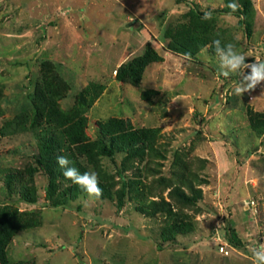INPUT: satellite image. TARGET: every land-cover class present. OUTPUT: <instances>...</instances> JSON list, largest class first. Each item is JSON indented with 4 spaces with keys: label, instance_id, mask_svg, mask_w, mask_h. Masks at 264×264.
Listing matches in <instances>:
<instances>
[{
    "label": "rangeland",
    "instance_id": "rangeland-1",
    "mask_svg": "<svg viewBox=\"0 0 264 264\" xmlns=\"http://www.w3.org/2000/svg\"><path fill=\"white\" fill-rule=\"evenodd\" d=\"M243 1L0 0V127L18 117L29 124L0 135V238L9 262L254 264L251 249L264 245V131L254 127L264 115V82L235 95L241 77L219 73L212 42L234 44L246 63L264 61V0H251L249 38L232 13L204 19L192 12ZM182 40H190L193 56L169 50ZM147 43L162 60L145 67L138 85L118 79V68ZM48 82L65 112L93 99L83 111L88 141L98 137V121L112 118L153 130L151 148L139 155L77 156L108 183L112 198L81 193L54 206L70 184L61 177L47 197L33 132L45 123L33 128L31 120ZM31 167L37 170L30 177ZM7 172L18 174L12 193ZM24 185L34 189L35 202L19 198ZM178 191L194 200H181ZM152 200L167 207L138 209ZM168 209L193 227L173 242L160 236ZM226 226L239 245L226 237Z\"/></svg>",
    "mask_w": 264,
    "mask_h": 264
},
{
    "label": "trees",
    "instance_id": "trees-1",
    "mask_svg": "<svg viewBox=\"0 0 264 264\" xmlns=\"http://www.w3.org/2000/svg\"><path fill=\"white\" fill-rule=\"evenodd\" d=\"M251 8V0H244L242 7L233 12L228 4L222 9H212L211 13H232L239 17V24L244 28L246 37L251 35L249 12ZM192 12L198 17L204 16L206 12L199 11L194 7ZM194 38H191V40ZM204 41H200L198 45ZM172 53L182 54L186 57H191L194 54L193 45L190 40H182L181 42L168 45ZM162 60V57L147 43L141 54L136 55L124 62L117 70L116 76L122 81H129L133 85H138L141 80L142 72L145 67L154 61ZM53 86V85H52ZM51 86L50 82L45 89H41L35 96L33 105V118L31 125L44 122L41 128L34 129V135L39 142V156L36 158V163L39 168L44 170L48 175L46 186L47 197H53L55 191L56 179L61 177L63 169L59 168L56 163V157L63 155L71 162L70 166H74L81 173L88 171L77 159L78 155H87L90 158L95 154L111 156L116 152H125L127 155H139L145 148H151V140L154 136L153 130L145 128L134 129L129 123L121 119H109L107 121H98L97 126L99 135L94 141H88L85 135L86 118L83 111L90 106V103L83 99V107H78L73 111L65 112L56 103V95L59 94ZM21 117V116H20ZM40 125V124H39ZM254 127L260 132L264 131V115L261 120L254 124ZM29 128L26 117L15 118L5 122L0 127V135H6L17 131ZM35 167L30 168L29 175L32 176ZM19 173V172H18ZM18 174L14 172L5 173V182L9 186V191L13 192L12 182L17 178ZM100 178V177H99ZM67 179V178H65ZM69 180V179H67ZM70 184L63 188L60 197L53 201L54 206L63 205L66 202L67 196L71 199L78 194L86 193L79 185L74 184L71 180ZM100 187L103 189V195L99 198H112L111 190L108 188V183L100 178ZM179 190V189H178ZM19 198L25 202H35L34 189L26 185L17 189ZM176 194L185 202H192L194 198L187 196L183 191H178ZM124 196L123 189L119 192L118 198ZM151 207L147 206L143 201L138 205V209L147 212L148 214L155 213L156 210H163L167 207L164 200L160 202L152 200ZM169 210V209H168ZM170 220L161 230L160 236L163 242H173L178 235L189 233L193 227L190 222L184 221L175 213L169 210ZM223 232L234 244L239 245L234 231L229 226L223 228ZM0 264H19L11 263L6 257L4 251V238H0Z\"/></svg>",
    "mask_w": 264,
    "mask_h": 264
},
{
    "label": "clouds",
    "instance_id": "clouds-1",
    "mask_svg": "<svg viewBox=\"0 0 264 264\" xmlns=\"http://www.w3.org/2000/svg\"><path fill=\"white\" fill-rule=\"evenodd\" d=\"M233 11L239 9L236 2L228 4ZM212 13L206 12L204 19H211ZM215 54L218 57V71L227 78L230 74H239L240 80L234 85V94L243 96L257 88L264 82V61L256 57L254 62L246 63L245 54L236 50L232 43L222 44L220 39L213 42ZM244 70H250L247 73ZM56 163L59 168L63 169L62 175L71 180L74 184L79 185L89 196L99 198L103 195V189L100 187L99 174L96 171H85L81 173L79 169L70 166L71 162L63 155L56 157ZM247 206V204H246ZM255 258L254 264H264V245L259 248L251 249Z\"/></svg>",
    "mask_w": 264,
    "mask_h": 264
},
{
    "label": "built area",
    "instance_id": "built-area-1",
    "mask_svg": "<svg viewBox=\"0 0 264 264\" xmlns=\"http://www.w3.org/2000/svg\"><path fill=\"white\" fill-rule=\"evenodd\" d=\"M219 238V237H218ZM225 239V238H224Z\"/></svg>",
    "mask_w": 264,
    "mask_h": 264
}]
</instances>
